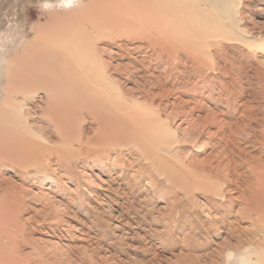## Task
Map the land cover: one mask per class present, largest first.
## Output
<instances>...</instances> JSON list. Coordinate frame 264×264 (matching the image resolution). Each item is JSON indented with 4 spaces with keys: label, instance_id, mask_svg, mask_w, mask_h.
Listing matches in <instances>:
<instances>
[{
    "label": "rangeland",
    "instance_id": "374dc122",
    "mask_svg": "<svg viewBox=\"0 0 264 264\" xmlns=\"http://www.w3.org/2000/svg\"><path fill=\"white\" fill-rule=\"evenodd\" d=\"M89 3L0 0V264H223L224 242L262 250L264 230L223 191L215 168L231 158L230 178L260 191L264 206V147L228 128L264 105V0H169L153 28L100 30L86 48L97 56L75 46L67 58L78 76L67 85L88 87L85 107L106 115L102 132L84 110L81 120L72 115L81 96L57 97L66 112L56 125L42 116L44 93L20 82L30 52L49 43L56 15ZM193 60H230L250 75L230 84L215 71H195ZM102 83L122 94L117 112L107 113ZM19 107L40 146L33 160L11 150L5 131L9 110ZM207 116L214 122H203ZM87 138L97 139L88 146Z\"/></svg>",
    "mask_w": 264,
    "mask_h": 264
},
{
    "label": "bare ground",
    "instance_id": "6f19581e",
    "mask_svg": "<svg viewBox=\"0 0 264 264\" xmlns=\"http://www.w3.org/2000/svg\"><path fill=\"white\" fill-rule=\"evenodd\" d=\"M168 2L169 0H90L89 4L85 5L77 12L66 11V12H62L61 14L56 15V19L52 22L53 24L51 25L52 30H50L48 36H47V33L43 35L45 37L47 36L46 38H49V43H44L42 46H38L30 52L31 60H29L27 63L26 62L23 63L21 67L23 71H21L22 74H20L21 84H22L23 79L24 80L27 79L28 83H31L30 87L31 88L33 87V90L35 88L36 90H41L44 93V98L43 99L41 98V102L45 103L44 104L45 107L42 109V116L48 119L50 122L56 125H59L60 124L59 114L66 112V107L64 106V103L61 100L65 97L81 96L83 102L81 103L77 102L75 104L74 106L75 108L73 107L74 110L72 111V115L75 117H78L81 120L83 118L82 110H84L85 113H87V115L89 116L91 115L93 117V120L97 121L100 132L105 131L104 129H105L107 122H105V120L102 117L103 116L105 117L106 115H104V113L103 115H99V112L93 113L92 110H89L87 107H85L86 101L89 100V97L87 96L88 87L84 86V87L75 88L71 86L70 84L67 85V83H70V81H73V79H77V76H78V74L74 73L73 68H71L72 66L71 61L67 57L70 52L75 51V46H80L81 48L83 46V49L85 50V56H88V57L90 56V58L95 56L96 53L94 51L86 50L87 44L93 41L94 39L96 40L98 36L97 33H99L100 30L104 29L110 24L115 25L118 23H126L128 25H137V27H143V28L147 27L149 29L153 28L152 26L154 24H157V22L161 21V19L164 17L163 5L168 4ZM94 34H96V36H94ZM141 35L142 33L138 34L139 37ZM211 56L212 55L210 54L208 55L209 58ZM223 57H225V55ZM159 58L162 60L163 56L159 55ZM229 61L228 60L227 62L224 61V64L221 65L220 62H216L212 60L211 63H209V66H207L205 64H201L197 60H193L192 67L195 71L196 70L199 71L200 68L215 71L216 74L220 76L221 78L229 79L230 84H233L235 80L237 81L244 80L242 79L244 78L243 75H245L246 79L249 77L250 74L248 73L249 75L247 76V74L244 73L240 65L236 66L237 64L234 65L233 63H231L232 61L231 62ZM99 67L100 65L98 64V68ZM14 71H12L11 74ZM17 73H20V72L17 71ZM17 73L15 72L13 77H18L19 75L15 76V74ZM257 74L258 73H256V76ZM260 74H262L263 76V79L261 78L260 80L261 82L262 81L264 82V72L263 73L261 72ZM251 75L253 76V74ZM101 76H103L102 73H100L97 78L102 80ZM18 82L19 80L17 81V83ZM13 83H11V85ZM220 83L222 85H225L223 82H220ZM247 84H249L248 81H247ZM53 85H57L58 87L57 90L60 92V95H57V92L55 93L53 91V89L51 88V86ZM102 85L103 86H101V89L104 92L99 93V94H100L101 100L106 104L107 113L110 110H114L115 112H117V108L120 105L116 103V100L119 97H121L122 94L120 92L110 93L107 91L108 89L107 87L109 86H105L104 83H102ZM22 87L24 88L25 85H22ZM31 88H28V89L30 90ZM21 91L24 92L25 90L21 89ZM255 92L256 91H254V93ZM25 94H29V93L25 92ZM250 94L254 95L252 93ZM57 97H60L61 100L58 101ZM262 100H264V96L262 97ZM242 103L244 104L245 102H242ZM38 108H39V105H38ZM18 110H20L19 113H16L15 109L14 110L10 109L9 110V112L11 111L10 113L6 112V113H9V115L5 114V116L7 115V118H5V120L7 121L5 122L4 120L5 122L4 127L7 133V137L9 136V140H11V142L8 141L9 146L11 145V150L15 149V151L19 152V154L21 153L25 157H28L30 160H33L32 157H35L33 155V152L38 150L40 146L34 142V139H33L34 135L30 132L28 127L26 128V124H24L23 122H20L22 118L20 114L21 113L20 107ZM255 111L261 114L260 118L257 116L251 117L250 115H248V113L251 114L252 112H255ZM171 113L172 112H170L169 114ZM173 115H175V113ZM239 121L240 122L238 123H233L234 125L232 127H228L229 132H230L229 134L242 137L250 143H256L259 146L264 147V105L263 107L257 106V105L251 106L249 110L246 109L241 115V120ZM203 122H206V123L214 122V118H209V116H207L203 120ZM251 122H254L256 124V127L249 128V126L251 125V124L249 125V123ZM17 123H18V126H16ZM198 125L196 121L192 123L193 127L198 126ZM22 126H24V128ZM4 133L3 135H5ZM2 138L3 140L6 139V137L4 138L3 136ZM95 140H92V139L88 140L87 138V140L85 141V145L89 146L93 144ZM15 157L17 156L15 155ZM16 159L18 160V157ZM96 161H98L99 165L102 164V159H96ZM233 163L234 161H232V159L229 157L227 158L225 157V160H221L220 162H218L215 168L216 169L215 176H217L220 179L221 185L225 187L223 191L231 192V194H236L237 196L235 200H241V202H243V206L244 205L245 206L244 208H241V211L243 212L244 217L249 219L251 221L250 223L253 224L254 226L257 224L264 230V208H263L264 206L262 205L263 207L262 206L259 207L260 205L258 204L257 199H255V196H259L260 191L256 192L257 190L253 188L256 191H252L251 193V191H247V189L243 187L241 182H235V179L233 180L230 178V175L232 173L231 170L235 171L233 168L234 167ZM230 184H233V189L226 190V188ZM218 193L220 194L222 193L223 195L224 192H221V189L219 188ZM216 205L221 206L222 203L221 202L218 203L216 201ZM248 244H250V242ZM262 248H263L262 250H258L259 248L256 249V248L246 247L245 249L240 251V250H237L238 248L235 249L233 245L229 244V242H224L223 246L221 247V252L223 253V256H224L222 260L223 264H264V246ZM220 264L222 263L220 262Z\"/></svg>",
    "mask_w": 264,
    "mask_h": 264
}]
</instances>
